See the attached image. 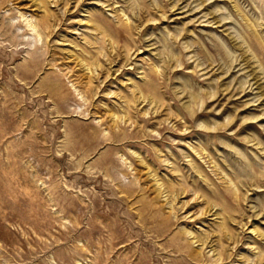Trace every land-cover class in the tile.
Returning a JSON list of instances; mask_svg holds the SVG:
<instances>
[{"label": "rangeland", "instance_id": "1", "mask_svg": "<svg viewBox=\"0 0 264 264\" xmlns=\"http://www.w3.org/2000/svg\"><path fill=\"white\" fill-rule=\"evenodd\" d=\"M0 264H264V0H0Z\"/></svg>", "mask_w": 264, "mask_h": 264}, {"label": "bare ground", "instance_id": "2", "mask_svg": "<svg viewBox=\"0 0 264 264\" xmlns=\"http://www.w3.org/2000/svg\"><path fill=\"white\" fill-rule=\"evenodd\" d=\"M31 33V32H30ZM37 37V36H36ZM80 95V94H79ZM82 100V99H81Z\"/></svg>", "mask_w": 264, "mask_h": 264}]
</instances>
